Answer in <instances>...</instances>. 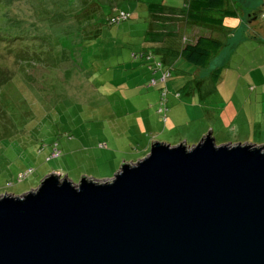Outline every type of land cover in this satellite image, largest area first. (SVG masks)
<instances>
[{
    "label": "water",
    "instance_id": "1",
    "mask_svg": "<svg viewBox=\"0 0 264 264\" xmlns=\"http://www.w3.org/2000/svg\"><path fill=\"white\" fill-rule=\"evenodd\" d=\"M0 264H264V145L161 140L110 180L0 195Z\"/></svg>",
    "mask_w": 264,
    "mask_h": 264
},
{
    "label": "rangeland",
    "instance_id": "2",
    "mask_svg": "<svg viewBox=\"0 0 264 264\" xmlns=\"http://www.w3.org/2000/svg\"><path fill=\"white\" fill-rule=\"evenodd\" d=\"M139 2L0 0V195L26 193L53 172L77 184L82 176L110 180L120 169L114 157L128 155L115 156L107 137L127 108L121 88L134 84L133 54L152 28L149 10L133 7ZM122 9L134 16L109 24ZM15 27L22 38L13 39ZM247 43L234 63L255 50Z\"/></svg>",
    "mask_w": 264,
    "mask_h": 264
},
{
    "label": "crops",
    "instance_id": "3",
    "mask_svg": "<svg viewBox=\"0 0 264 264\" xmlns=\"http://www.w3.org/2000/svg\"><path fill=\"white\" fill-rule=\"evenodd\" d=\"M187 1L144 0L133 7L141 12L148 10L150 3L181 8ZM226 7L235 10L236 14L225 17L222 24L193 22L184 30V40L188 42L201 35H212L225 44L207 68L196 67L179 56L173 58L162 54V45L149 43L145 31L140 50H154L159 59L168 57L174 66L173 75L167 82L169 111L166 119H162L157 112L160 86L148 84L153 71L145 61L135 59L130 77L134 84L121 88L125 91L122 95L127 108L116 122V133L107 137L116 148L115 156L128 155L122 160L114 157L117 167L121 162L144 157L156 140L171 145L182 141L194 145L210 128L215 139L225 135L264 145V23H256L261 13L264 17V0H227ZM146 22L149 28L155 25L150 13ZM182 26L176 22L170 28ZM246 41L255 50L243 54L240 63H234V54ZM219 66L223 69L214 80L212 70Z\"/></svg>",
    "mask_w": 264,
    "mask_h": 264
},
{
    "label": "trees",
    "instance_id": "4",
    "mask_svg": "<svg viewBox=\"0 0 264 264\" xmlns=\"http://www.w3.org/2000/svg\"><path fill=\"white\" fill-rule=\"evenodd\" d=\"M226 4L227 0H188L185 6L180 8L161 3H150L148 10L155 25L147 33V41L162 45L160 48L162 54L171 55L173 58L179 56L196 67L207 68L213 58L222 51L225 44L222 40L212 35H201L195 41L188 42L186 39L184 40V30L193 22H215L222 24L225 17L236 14L235 10L227 9ZM127 12L130 13L129 19H131L133 17L132 13L130 11ZM176 22H179L183 26L176 30H171L170 25ZM15 29L18 32L13 33V39L22 38L23 34L19 31L20 28L15 27ZM4 38L6 37L4 36ZM145 51H152L158 59L157 53L151 49L140 50V52L136 53ZM134 59L145 61L148 67L154 66L151 65V61H146L144 58L138 57ZM162 60L167 67L172 68L173 75L174 66L169 62L170 58L165 57ZM222 69L219 66L212 70L214 80L220 76Z\"/></svg>",
    "mask_w": 264,
    "mask_h": 264
},
{
    "label": "built area",
    "instance_id": "5",
    "mask_svg": "<svg viewBox=\"0 0 264 264\" xmlns=\"http://www.w3.org/2000/svg\"><path fill=\"white\" fill-rule=\"evenodd\" d=\"M130 17V13L127 11H117L114 12L110 18L108 19L109 24H119L123 21L128 20ZM134 58H144L146 61H151V65H154L153 67L150 66V69L153 71V76L149 80L150 86H160V96L158 100V106H157V112L162 117V119H166L169 108H168V93L169 89L167 86L168 79L172 75V68H169L165 65L164 61L162 59H157L156 56L152 51H145L142 53H134ZM154 60V62H152ZM159 72V75H154L155 73ZM105 146V145H102ZM53 155H56V153H53Z\"/></svg>",
    "mask_w": 264,
    "mask_h": 264
}]
</instances>
